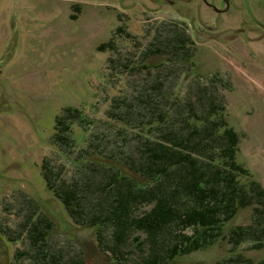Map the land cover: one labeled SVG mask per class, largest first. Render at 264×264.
Segmentation results:
<instances>
[{"label": "rangeland", "instance_id": "rangeland-1", "mask_svg": "<svg viewBox=\"0 0 264 264\" xmlns=\"http://www.w3.org/2000/svg\"><path fill=\"white\" fill-rule=\"evenodd\" d=\"M210 1L226 7L224 0ZM163 26L191 36L197 68L187 67L186 60L171 61L175 54L160 49ZM159 30L163 35L158 37ZM0 68V264L34 260L37 248L29 234L41 215L51 225L46 238L51 250L65 259L143 261L146 232H131L114 255L96 227L72 218L43 167L49 160L64 170L68 182L78 179L85 187L83 176L95 173L98 164L80 162L81 155L95 140L93 152L117 150L108 154L110 160L117 162V156L132 178L141 179L124 163L125 154L140 142V123L131 120V128L123 130L122 121L108 112L113 98L126 99L124 111L145 103V94L161 92L159 74L164 88L173 80L170 85L182 97L202 89L213 92L238 133L236 158L252 175L249 188L264 191V0H230L222 13L205 0H0ZM77 110L88 122L85 128L76 123L77 139L60 146L59 130L82 120ZM147 204L137 213L149 209ZM253 207L242 209L225 231L252 226ZM226 239L207 249L192 248L175 263L229 264L227 258L239 253L256 264L264 260V248H251L253 241L235 248ZM21 251L31 256L23 258Z\"/></svg>", "mask_w": 264, "mask_h": 264}, {"label": "trees", "instance_id": "trees-1", "mask_svg": "<svg viewBox=\"0 0 264 264\" xmlns=\"http://www.w3.org/2000/svg\"><path fill=\"white\" fill-rule=\"evenodd\" d=\"M163 28L165 39L160 49L175 54L171 61L186 60L185 64L190 63L187 67L197 68L196 53L188 45L191 36L172 26ZM158 33V37L163 35L160 30ZM161 75L156 81L160 85L156 89L161 92L145 94V103H133L131 110L124 111L121 107L126 99L113 98L108 112L110 117L122 121L123 130L131 128V120L140 123L137 149L127 152L125 162H121L141 179L132 178L124 165L118 164L117 156H113L117 162L110 160L108 154L117 155V150L93 152V140L80 162L98 164V169L83 176L85 187L77 184L78 179L68 182L64 170L46 160L43 172L48 185L75 221L96 227L102 243H110L108 248L114 255L122 251L131 232H146V248L140 249L142 253L145 250L144 258L137 264H176V259L191 254L192 248L207 249L226 238L235 248L249 240L254 242L251 248L263 249L264 191L249 188L253 180L248 178L252 175L236 158L237 131L226 122L213 92L202 89L199 94L182 97L170 85L173 80L168 89L164 88ZM77 112L82 120L59 130L60 146L77 139L76 123L84 127L88 122L81 110ZM153 128L159 133L157 138ZM93 136L98 138L99 132L94 131ZM252 184L257 186L256 182ZM147 203L149 209L137 213V208ZM251 204L252 226L239 225L225 231L227 223ZM47 220L41 215L31 228L29 235L37 255L29 264H84L81 259H65L51 250L46 239L51 227ZM138 239L134 237L135 244L142 246ZM20 255L31 253L21 251ZM245 256L233 255L227 263L256 264ZM259 264H264V260Z\"/></svg>", "mask_w": 264, "mask_h": 264}, {"label": "water", "instance_id": "water-1", "mask_svg": "<svg viewBox=\"0 0 264 264\" xmlns=\"http://www.w3.org/2000/svg\"><path fill=\"white\" fill-rule=\"evenodd\" d=\"M211 7H213L216 11H220V12H224V11H227L228 8H229V5H230V0H224L225 4H226V7L224 8H218L216 5L210 3L208 0H205ZM0 70H2L0 68Z\"/></svg>", "mask_w": 264, "mask_h": 264}, {"label": "flooded vegetation", "instance_id": "flooded-vegetation-1", "mask_svg": "<svg viewBox=\"0 0 264 264\" xmlns=\"http://www.w3.org/2000/svg\"><path fill=\"white\" fill-rule=\"evenodd\" d=\"M209 2H211L212 4H214L212 1H210L209 0ZM213 8V7H212ZM218 8H220V7H218ZM222 8V7H221ZM224 8V7H223ZM216 11V10H215ZM218 13H222V12H220V11H217Z\"/></svg>", "mask_w": 264, "mask_h": 264}]
</instances>
